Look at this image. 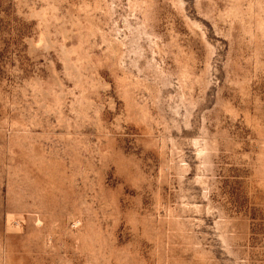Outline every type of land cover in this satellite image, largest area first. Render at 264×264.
<instances>
[{"label": "rangeland", "instance_id": "1", "mask_svg": "<svg viewBox=\"0 0 264 264\" xmlns=\"http://www.w3.org/2000/svg\"><path fill=\"white\" fill-rule=\"evenodd\" d=\"M0 264H264V0H0Z\"/></svg>", "mask_w": 264, "mask_h": 264}]
</instances>
